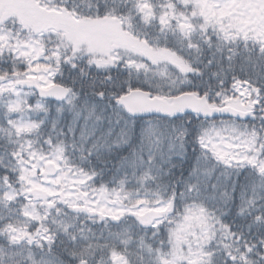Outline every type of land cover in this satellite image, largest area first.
Returning a JSON list of instances; mask_svg holds the SVG:
<instances>
[{"label": "snow or ice", "instance_id": "obj_1", "mask_svg": "<svg viewBox=\"0 0 264 264\" xmlns=\"http://www.w3.org/2000/svg\"><path fill=\"white\" fill-rule=\"evenodd\" d=\"M0 264H264V0H0Z\"/></svg>", "mask_w": 264, "mask_h": 264}]
</instances>
